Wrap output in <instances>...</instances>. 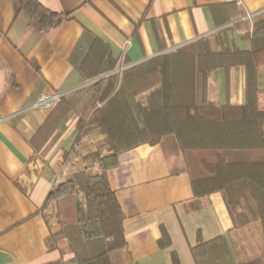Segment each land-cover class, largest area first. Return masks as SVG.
I'll return each mask as SVG.
<instances>
[{
    "label": "crops",
    "instance_id": "0c3cea01",
    "mask_svg": "<svg viewBox=\"0 0 264 264\" xmlns=\"http://www.w3.org/2000/svg\"><path fill=\"white\" fill-rule=\"evenodd\" d=\"M67 14L57 27L39 29L21 0H0V264H72L67 239L55 248L48 237L60 230L48 194L64 179L97 165L84 156L105 135L93 131L75 144L76 121L91 92L78 71L95 37L118 59L116 70L212 37L224 29L232 48L248 49L242 24L247 12L264 19V0H40ZM234 4V7L230 6ZM235 9V10H233ZM236 12V14H232ZM209 98L220 104L245 102V67L216 69ZM263 91L264 67L258 70ZM84 92V93H83ZM78 96L77 111L40 150L31 143L56 102ZM74 150H71L73 149ZM107 149L103 150L105 154ZM66 153V154H65ZM107 171L124 214L127 252L135 264H196L191 248L199 237L224 235L236 264L263 253L259 225L237 226L222 191L196 196L183 152L174 135L143 143L119 155ZM163 231L170 244L161 245Z\"/></svg>",
    "mask_w": 264,
    "mask_h": 264
},
{
    "label": "trees",
    "instance_id": "16d2710c",
    "mask_svg": "<svg viewBox=\"0 0 264 264\" xmlns=\"http://www.w3.org/2000/svg\"><path fill=\"white\" fill-rule=\"evenodd\" d=\"M21 5L39 29L57 27L67 16L43 7L40 0H21ZM241 24L251 43L248 49L232 48L226 36L229 28H224L214 38L198 39L128 67L121 77L113 73L119 60L94 38L78 71L87 81L107 76L86 87L91 94L78 111L75 144L97 129L105 138L83 157L98 171H78L48 194L45 206L56 204L60 225L48 237L51 248L65 238L72 264H135L128 256L124 214L107 171L118 165L122 152L157 144L169 134L175 135L184 154L195 195L224 192L237 226L260 221L264 230V105L258 86V70L264 67V19L254 22L251 33L245 22L235 26ZM236 65L245 67V102L211 100L212 73ZM79 101L78 96H63L56 102L31 140L35 150L77 111ZM167 237L163 231L161 245L170 244ZM191 251L196 264H236L224 235L206 241L199 237ZM173 262L179 264L176 253ZM245 264H264V252Z\"/></svg>",
    "mask_w": 264,
    "mask_h": 264
},
{
    "label": "rangeland",
    "instance_id": "374dc122",
    "mask_svg": "<svg viewBox=\"0 0 264 264\" xmlns=\"http://www.w3.org/2000/svg\"><path fill=\"white\" fill-rule=\"evenodd\" d=\"M250 24H248V31H250L249 33H251L252 31H253V28H254V26H253V24H254V21L253 22H249ZM216 35H214V36H212V37H209V38H214ZM125 69H127L126 67H120V68H118V70H115L113 73H117V74H119V77H121V75H122V72L125 70ZM107 75H104V76H102V77H98V78H96V79H94V80H90V81H88V85L87 86H89V85H91V84H93V83H95L96 81H98V80H100L101 78H104V77H106ZM86 86V87H87ZM84 88V89H82L83 91H88V89L87 88ZM210 87V86H209ZM84 93V92H83ZM147 94H148V92H146V93H143V94H141L140 96H138V99L139 100H144L145 98H146V96H147ZM98 130V129H97ZM169 135H173V134H169ZM166 136V135H165ZM165 136H163V137H165ZM175 136V135H174ZM180 146V145H179ZM181 148V147H180ZM183 156H184V154H183ZM185 159V158H184ZM185 164H186V161H185ZM186 167H187V164H186ZM83 169H90V170H92V171H98V169L96 168V166L95 167H92V166H85V167H82ZM80 195H81V197L83 196L82 195V193H80ZM256 225V227H258L257 226V224L259 225V228H260V233H261V237H262V241H263V248H264V230H263V227H262V224L260 223V221H253V222H250V223H248V224H245V225H243V226H246V225ZM243 226H239V227H243ZM263 252H264V249H263ZM263 254V253H262Z\"/></svg>",
    "mask_w": 264,
    "mask_h": 264
},
{
    "label": "built area",
    "instance_id": "2783aa9c",
    "mask_svg": "<svg viewBox=\"0 0 264 264\" xmlns=\"http://www.w3.org/2000/svg\"><path fill=\"white\" fill-rule=\"evenodd\" d=\"M253 18H254V13L252 12H247L244 16V19L249 22H253Z\"/></svg>",
    "mask_w": 264,
    "mask_h": 264
}]
</instances>
